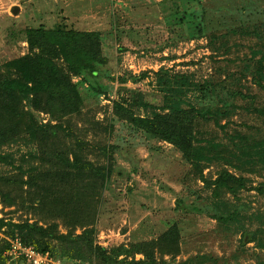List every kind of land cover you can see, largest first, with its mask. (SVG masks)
I'll use <instances>...</instances> for the list:
<instances>
[{"label": "rangeland", "instance_id": "obj_1", "mask_svg": "<svg viewBox=\"0 0 264 264\" xmlns=\"http://www.w3.org/2000/svg\"><path fill=\"white\" fill-rule=\"evenodd\" d=\"M186 2L0 0L3 78H18L6 64L30 54L27 28L53 29L65 24L100 34L109 63L94 84L104 92L96 96L86 83L79 114L63 119L44 112L35 115L40 125L64 126L69 145L61 146L65 153L81 143L78 153L83 162L111 169L103 187L97 183L75 192L71 185L42 180L31 186L29 173L54 167L29 157L40 154L39 144L24 134L0 146V153L9 156L0 163V220L4 221L0 253L14 236L27 234L31 241L49 246L73 264L145 262L147 249L139 246L152 242L158 246L152 250L151 264H264V196L256 191L264 184V153H256L264 149V0H200V5L193 1L189 10L204 15L205 36L198 39L187 33L193 19L189 17L185 24L179 20L181 4ZM259 66L263 69L257 80L253 71ZM162 69L188 75L206 86L207 91L186 95L195 107H216L221 92L234 105L232 116L220 125L202 119L195 123L194 144L207 158L199 163L204 178L172 144L115 114L118 102L142 117L158 111L143 108L139 102L162 105L157 85ZM130 75L139 80L121 82ZM23 107L31 109L28 99L23 100ZM46 158L52 160L49 155ZM54 164L59 170L55 160ZM223 170L245 178L246 188L214 198L207 185ZM26 223L52 232V237L21 232L18 226ZM86 229L94 230L95 245L108 249L111 259L85 246L75 253L61 238L78 237ZM169 231L177 237V245L169 240L161 243ZM252 234L256 241L247 243L245 235ZM121 248L127 253H111ZM0 264L28 263L10 261L4 253Z\"/></svg>", "mask_w": 264, "mask_h": 264}, {"label": "trees", "instance_id": "obj_2", "mask_svg": "<svg viewBox=\"0 0 264 264\" xmlns=\"http://www.w3.org/2000/svg\"><path fill=\"white\" fill-rule=\"evenodd\" d=\"M180 1H187L186 5L181 4L184 9L181 8L182 11L181 9V12L179 11L181 24L188 22L189 17L193 19L187 30L190 38L204 37L205 25L202 11L189 10L193 1L200 5V0ZM24 33L30 54L6 64L8 69L15 71L18 78H3L0 74V146L15 142L24 134H29L39 144L40 154H30L29 157L42 163H51L54 167L45 171L33 170L29 173L28 184L31 186L42 180L44 182L59 181L61 184L71 185L75 192L97 183L103 187L111 176L110 165L92 167L91 163L83 162L82 155L78 153L81 143L76 144L74 149L70 148L68 153H65L61 146L68 148L69 145L64 139V126L61 124L40 125L35 115V112H44L56 119H63L79 114L84 107L82 89L86 83L89 85V91L96 96H100L104 92L101 86L94 84L101 68L109 63L108 57L103 52L100 34L77 31L68 28L65 24H59L53 29L27 28ZM254 35L261 36L257 32H254ZM261 69L263 66H259L256 71H253L254 78H258L257 80L262 74L260 73ZM130 76V79L121 78V82L125 83L129 80L137 82L139 80L138 77ZM74 77H81L82 81L74 82ZM157 85L162 93L161 106L154 107L153 104L145 102L143 99L139 102L143 108L158 109L152 116H138L122 102L114 104L115 114L144 133L172 144L188 162L198 169L199 176L204 178L203 168L199 163L206 161L207 158L194 144L195 123L198 119H202L220 125L222 120L229 119L234 109V105L229 101V95L226 92L218 93L216 107L198 108L186 100V95L198 90L205 91L206 86L196 83L190 76L171 74L170 71L162 69L158 73ZM24 99L30 101L31 109L29 111L23 107ZM254 148L257 150L256 147ZM256 153L263 154L264 149L256 151ZM47 155L52 160H48ZM8 160L9 156L0 153V163ZM54 160L58 163L59 170L54 164ZM86 178L91 179V182H87ZM246 181L243 177L223 170L215 181L208 182L207 187L212 190L214 198H220L225 193L236 194L237 189L246 188ZM256 191L260 196H264V184L259 185ZM3 225L4 221L0 220V227ZM18 228L21 232L32 231L52 237V232L37 225L26 223L19 225ZM93 232V229H86L78 237L61 238L66 240L67 245H71L69 248L75 253L85 246L88 251H92L104 259H111L108 249L95 245ZM173 233L169 231L164 234L161 237V243L169 240L177 245V237L172 236ZM252 235H245V238L249 239L247 243L256 241V237L254 234ZM13 238H20L26 245L33 246L42 252H50L54 257L63 259L61 255L50 250L49 246L31 241L27 234H23L22 237L17 235ZM157 246L158 243L154 242L139 246V249H147L145 252L143 251L147 261H134L130 264H151L152 250ZM8 249L9 245L2 252L7 254ZM65 252H68V247ZM111 253L118 256L126 254L127 250L124 248L114 249Z\"/></svg>", "mask_w": 264, "mask_h": 264}, {"label": "built area", "instance_id": "obj_3", "mask_svg": "<svg viewBox=\"0 0 264 264\" xmlns=\"http://www.w3.org/2000/svg\"><path fill=\"white\" fill-rule=\"evenodd\" d=\"M7 257L10 261H24L28 264H73L26 245L20 238L10 239Z\"/></svg>", "mask_w": 264, "mask_h": 264}, {"label": "water", "instance_id": "obj_4", "mask_svg": "<svg viewBox=\"0 0 264 264\" xmlns=\"http://www.w3.org/2000/svg\"><path fill=\"white\" fill-rule=\"evenodd\" d=\"M18 11H19V9H18V8H15V9L13 10V13L17 14Z\"/></svg>", "mask_w": 264, "mask_h": 264}]
</instances>
